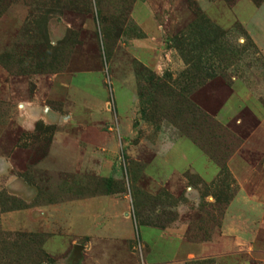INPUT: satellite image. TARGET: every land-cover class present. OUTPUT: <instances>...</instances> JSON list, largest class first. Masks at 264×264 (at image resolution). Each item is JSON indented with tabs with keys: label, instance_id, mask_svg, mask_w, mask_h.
<instances>
[{
	"label": "rangeland",
	"instance_id": "1",
	"mask_svg": "<svg viewBox=\"0 0 264 264\" xmlns=\"http://www.w3.org/2000/svg\"><path fill=\"white\" fill-rule=\"evenodd\" d=\"M192 108L221 128L188 118ZM178 139L213 179L189 160L165 181L173 163L150 167ZM261 179L264 0H0V264H264V201L227 210ZM106 194L131 234L71 229L72 208L50 207ZM134 214L153 230L135 232ZM246 222L251 250L228 252L238 242L223 231ZM156 231L218 253L163 262L174 244Z\"/></svg>",
	"mask_w": 264,
	"mask_h": 264
},
{
	"label": "crops",
	"instance_id": "2",
	"mask_svg": "<svg viewBox=\"0 0 264 264\" xmlns=\"http://www.w3.org/2000/svg\"><path fill=\"white\" fill-rule=\"evenodd\" d=\"M152 23V26H151ZM92 21H87L85 26L87 29H92ZM150 27L157 28V24L151 20ZM139 62L143 65H147L144 60L139 59ZM230 112V111H229ZM228 112V113H229ZM227 113V114H228ZM134 131H130L128 133L129 136L133 135ZM165 151V150H164ZM163 151L162 155L158 153V155L154 158L153 164L150 167L155 166L156 161H164L167 163H173L175 167H173L171 173L164 177L163 181L169 180L174 177L179 172H183L186 169H192L195 173H198L199 176L204 180H211L217 175V171L215 167L211 166L208 160L204 155L197 152L191 153L189 149L186 148L185 140L178 139L174 143L168 147L167 154ZM194 157L190 160L191 156ZM175 158V160L173 159ZM189 160L190 164L186 166V169H182L183 163ZM100 166L103 167L104 173H108V164L104 162L100 163ZM149 167V168H150ZM181 168V170H180ZM185 168V167H184ZM241 193L245 194V189L241 188ZM240 193V194H241ZM264 179L258 181L253 188L251 189L250 195L245 197V200H241L240 196H237V199L233 200L228 207V215L232 216L235 213V210H254L258 209L259 206H263L262 202L264 201ZM119 198H111L110 195H98L92 197H86L77 200H69L62 205L50 206L53 210H60L62 207H68L70 210V218L71 224L69 228L76 227L75 230H88V231H103L102 236H121L117 234L119 230H122L124 226L127 228L130 227V234L132 233L133 225L131 223L130 217L128 216V211H125V206L118 201ZM117 201V202H115ZM122 202V201H121ZM67 204V205H64ZM229 216V217H230ZM240 219V218H239ZM242 221V220H241ZM246 228H239L238 230H227L223 231V235H231L234 240L238 243V246L229 249L232 247L230 243H223V249H229L228 252H241L246 250H251V243L258 233V230L255 227H248V222L245 223ZM118 226H121L118 228ZM147 230H153L149 227H143ZM129 229V228H128ZM155 231V230H154ZM181 231H176V234H169L164 231H156L158 235L159 241H166L172 239L173 247L171 249L164 250L161 248V253L158 256L163 257V262L168 261L169 259H173V261H186L188 259H199L209 254H212L214 251L218 253V248H212V244L206 243H196V242H188L183 240L178 234ZM88 233V232H86ZM213 251V252H212ZM243 253V252H241Z\"/></svg>",
	"mask_w": 264,
	"mask_h": 264
},
{
	"label": "trees",
	"instance_id": "3",
	"mask_svg": "<svg viewBox=\"0 0 264 264\" xmlns=\"http://www.w3.org/2000/svg\"><path fill=\"white\" fill-rule=\"evenodd\" d=\"M193 116V120L198 118L201 120L202 123L206 124V127L207 128H221V126L219 125V123H217L214 119L208 117L207 115H203L201 113H199L197 110L195 109H190L188 112H186V116H188V118L190 116ZM191 118V117H190ZM192 119V118H191ZM179 130L180 132L185 135L186 137H188L194 144H196L205 154L209 155L210 156V152L208 150H205L204 148H207L206 145L203 143V142H200L199 139L197 140L194 136V133H193V128L192 126L190 125H187L185 126V129L182 128L181 126H179ZM213 157V158H212ZM211 157V159L215 160L216 163H221L223 162L224 158L217 155H213ZM106 195H110V194H106ZM92 197V196H91ZM134 225H135V232L138 231V229L140 227H143L145 226L146 224H143L140 220V216H138V214H134ZM138 239V235H136V240ZM45 242V240H42L41 244L43 245ZM38 252H40V250H38Z\"/></svg>",
	"mask_w": 264,
	"mask_h": 264
}]
</instances>
